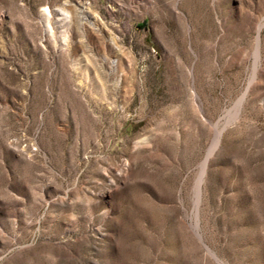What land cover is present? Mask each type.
Instances as JSON below:
<instances>
[{
  "label": "rangeland",
  "instance_id": "rangeland-1",
  "mask_svg": "<svg viewBox=\"0 0 264 264\" xmlns=\"http://www.w3.org/2000/svg\"><path fill=\"white\" fill-rule=\"evenodd\" d=\"M0 264H264V0H0Z\"/></svg>",
  "mask_w": 264,
  "mask_h": 264
},
{
  "label": "bare ground",
  "instance_id": "bare-ground-1",
  "mask_svg": "<svg viewBox=\"0 0 264 264\" xmlns=\"http://www.w3.org/2000/svg\"><path fill=\"white\" fill-rule=\"evenodd\" d=\"M262 22L260 23L259 25V28L258 30H260L261 26H262ZM259 33V32H258ZM255 56L256 58H258L259 56V36L257 37V47L255 49ZM245 97V94H243L238 100L237 102L234 104L233 106V110L230 112L231 115L233 116H236L238 114V111H239V108L242 104V101ZM224 116V115H223ZM222 122V121H221ZM218 124V122H217ZM227 125V122H223L221 123L219 126L216 125V134H215V137H214V140H213V143H212V146L210 147L208 153H207V156L206 158L204 159L203 163H202V171H201V175L198 179V183H197V189H196V197H197V201L199 200L200 198V184L202 182V179H203V174H204V170H205V167H206V164L208 162V159L210 157V155L213 153L214 149L217 147V145L219 144V141H220V138H221V134H222V131L224 130L225 126ZM197 225V223H196Z\"/></svg>",
  "mask_w": 264,
  "mask_h": 264
}]
</instances>
